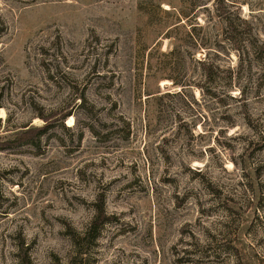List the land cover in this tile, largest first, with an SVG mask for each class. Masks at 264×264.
I'll use <instances>...</instances> for the list:
<instances>
[{"label":"rangeland","instance_id":"obj_1","mask_svg":"<svg viewBox=\"0 0 264 264\" xmlns=\"http://www.w3.org/2000/svg\"><path fill=\"white\" fill-rule=\"evenodd\" d=\"M0 264H264V0H0Z\"/></svg>","mask_w":264,"mask_h":264},{"label":"trees","instance_id":"obj_2","mask_svg":"<svg viewBox=\"0 0 264 264\" xmlns=\"http://www.w3.org/2000/svg\"><path fill=\"white\" fill-rule=\"evenodd\" d=\"M217 10H218V8H217ZM220 16L224 20V22L226 23L227 26H229V27L233 26L232 21H231L229 16H227L225 14H220ZM46 130H47V125L31 126L25 132H22V134L20 135V137L18 139H23L25 137V139L28 142L35 145V143L40 141L41 136L45 133ZM8 143H11V142L9 141ZM107 219H109V217L104 212V210L100 208L98 211V214L96 215V219H95L96 222H94V225L102 224L105 221H107Z\"/></svg>","mask_w":264,"mask_h":264},{"label":"bare ground","instance_id":"obj_3","mask_svg":"<svg viewBox=\"0 0 264 264\" xmlns=\"http://www.w3.org/2000/svg\"><path fill=\"white\" fill-rule=\"evenodd\" d=\"M70 122H72V123H73V122H74V118H71Z\"/></svg>","mask_w":264,"mask_h":264}]
</instances>
